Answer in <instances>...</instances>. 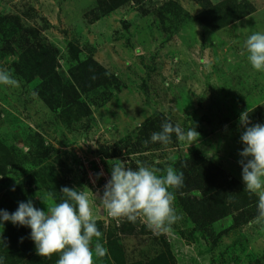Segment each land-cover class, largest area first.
Returning <instances> with one entry per match:
<instances>
[{
    "label": "rangeland",
    "instance_id": "374dc122",
    "mask_svg": "<svg viewBox=\"0 0 264 264\" xmlns=\"http://www.w3.org/2000/svg\"><path fill=\"white\" fill-rule=\"evenodd\" d=\"M245 1L254 8L250 14L214 31L196 19L202 7L194 0H132L97 20L89 13L97 0H0V13L10 17L0 25V68L20 82L19 88L0 85V209L8 205L15 211L19 202L31 200L46 210L37 197L52 193L58 201L64 186L102 195L116 160L134 170L138 164L163 170L175 168L193 151L218 165L228 179L242 182L239 116L264 105V72L240 54L248 35L264 32V0ZM16 18L28 29L24 37ZM39 43L52 50L53 57L43 55L48 61L42 64L53 61L60 78L56 89L73 83L76 64L90 56L107 74L91 91L79 93L71 110L63 106L64 87L61 98L51 101L57 107L52 109L34 90L40 80L32 76L28 51ZM15 62L26 66L17 68ZM156 116L185 130L192 125L198 141L152 143L151 134L160 130L142 128ZM174 191L180 219L159 234L119 235L123 218H110L94 206L101 243L106 247L109 238L122 247L119 264L156 258L166 248L161 237L173 264H264V231L253 223L256 216L235 224L226 215L197 228ZM138 220L145 224L143 217ZM6 229L4 222L0 236ZM2 249L9 245L0 248L3 260ZM109 253L94 256V264H117Z\"/></svg>",
    "mask_w": 264,
    "mask_h": 264
},
{
    "label": "clouds",
    "instance_id": "9594fccd",
    "mask_svg": "<svg viewBox=\"0 0 264 264\" xmlns=\"http://www.w3.org/2000/svg\"><path fill=\"white\" fill-rule=\"evenodd\" d=\"M240 54L246 55L255 71L264 72V32L248 35ZM0 85L19 88L20 82L11 71L0 68ZM239 124L244 129L240 135L243 148L238 153L241 178L244 189L258 198L253 223L264 231V124H251L248 110L240 114ZM173 135L178 142L189 145L199 138L192 125L185 130L179 124L166 121L160 131L151 134L150 141L168 145ZM110 169L102 195L88 188L64 186L60 189L63 196L60 202L52 193L37 197L46 210L36 208L31 200L19 202L11 213L0 209V228L4 222L30 228L36 254L45 258L58 254L55 264H94V256L103 258L108 254L101 243L102 232L97 227L94 206L113 219L123 218L135 223L143 217L146 227L157 234L171 231L172 225L180 219L174 207V190L183 187V172H177L171 165L161 170L138 164L134 170L119 160L111 164ZM0 264H3L2 259Z\"/></svg>",
    "mask_w": 264,
    "mask_h": 264
},
{
    "label": "trees",
    "instance_id": "16d2710c",
    "mask_svg": "<svg viewBox=\"0 0 264 264\" xmlns=\"http://www.w3.org/2000/svg\"><path fill=\"white\" fill-rule=\"evenodd\" d=\"M129 1L132 0H97L96 5L89 11L91 15L90 20H97L100 16L112 12ZM194 1L202 7L196 19L208 29L214 31L242 19L254 10L253 6L245 0H222L216 4H212L209 0ZM167 4L170 5L172 2L169 1ZM9 19L10 17L8 15L0 13V25H3ZM16 19L14 20V24L18 28L17 31H21L24 37V31H28V29H22L18 24V18ZM29 44L32 43L29 42ZM51 52V49H44L40 43L32 51H28L34 62V64L32 63L34 70L32 76L38 74L40 80L34 90L42 96L50 108L54 109L57 107H52L51 101L56 100L57 97L60 99L63 94L62 89L65 87V101L63 106L71 110L72 105L79 102V93L86 94V92L91 91L97 86V79L107 73L91 56L84 60H77L79 62L74 69L75 73H73L75 81L71 84L69 83L70 86L62 85L63 87L59 86V89H56L54 82L57 80L59 82L60 78L54 72L53 61L48 65L42 64L48 61V58L42 56L51 54ZM77 55L78 52L76 51L74 53L75 58H77ZM51 57H53L52 54ZM14 64L17 68L26 66L21 62H15ZM41 69H46V71ZM57 102L59 103L58 107H61L62 103H60V100ZM83 112L85 115L90 113L89 108L84 104ZM248 112L250 120L255 123L264 124V105ZM163 123L161 116L148 118L144 121L142 129L148 127L154 131L161 130ZM172 138L175 139V135ZM48 154L49 151L47 152V156ZM175 168L177 172H183L184 175L183 187L176 190L179 204L197 228L212 224L226 215H232L235 224L247 222L257 216V196L255 194H249L244 189L243 183L238 179H228L218 165L202 157L198 151L187 153V155L181 157L176 162ZM3 173L0 170V175H4ZM44 186L50 190L54 189V186L51 184H44ZM57 199V202H60L63 196L59 195ZM9 209L7 205V211L9 213L14 212ZM5 223L7 229L0 236V248L4 245H9V249H2L5 255L3 257V264H55L58 259V254L50 258L40 257L36 254L34 242L30 239V232L25 229V226L13 225L11 222ZM118 233L119 235L128 236L137 235L138 233L151 234L153 231L149 230L145 224L140 223L138 219L135 223L123 219L118 228ZM106 239V247L108 252H110L111 260L119 264L118 262L122 261L121 258L123 255L121 245L116 240L111 241L109 238ZM161 241L166 248L156 258L146 262H135L132 264H173V260H168V257L172 256L167 245H165V238L161 237ZM8 250L9 252H7Z\"/></svg>",
    "mask_w": 264,
    "mask_h": 264
}]
</instances>
